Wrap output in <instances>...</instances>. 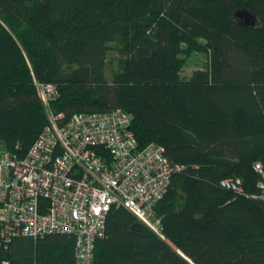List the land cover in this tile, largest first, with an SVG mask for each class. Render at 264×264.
<instances>
[{
	"label": "trees",
	"instance_id": "trees-1",
	"mask_svg": "<svg viewBox=\"0 0 264 264\" xmlns=\"http://www.w3.org/2000/svg\"><path fill=\"white\" fill-rule=\"evenodd\" d=\"M194 50L207 66L183 77ZM34 80L66 118L123 109L182 165L153 206L162 236L112 205L94 264H264V0H0V141L19 155L47 123ZM0 264H75L74 238L14 235Z\"/></svg>",
	"mask_w": 264,
	"mask_h": 264
},
{
	"label": "built area",
	"instance_id": "built-area-1",
	"mask_svg": "<svg viewBox=\"0 0 264 264\" xmlns=\"http://www.w3.org/2000/svg\"><path fill=\"white\" fill-rule=\"evenodd\" d=\"M34 84L47 123L23 155L0 141V247L18 234L65 233L74 238L75 264H94V244L112 205L126 207L162 236L153 206L182 165L154 142L140 147L123 109L66 118L51 105L56 86ZM221 185L241 189L239 179Z\"/></svg>",
	"mask_w": 264,
	"mask_h": 264
},
{
	"label": "rangeland",
	"instance_id": "rangeland-1",
	"mask_svg": "<svg viewBox=\"0 0 264 264\" xmlns=\"http://www.w3.org/2000/svg\"><path fill=\"white\" fill-rule=\"evenodd\" d=\"M110 64L116 68V55L112 52L108 55ZM208 63V52L204 51H191L184 57V63L181 70V75L187 77L193 69L206 67Z\"/></svg>",
	"mask_w": 264,
	"mask_h": 264
},
{
	"label": "water",
	"instance_id": "water-1",
	"mask_svg": "<svg viewBox=\"0 0 264 264\" xmlns=\"http://www.w3.org/2000/svg\"><path fill=\"white\" fill-rule=\"evenodd\" d=\"M238 15H244L245 16V19L248 20V19H251L252 20V24L254 23L255 21V16H252L249 12H242V11H238L237 12ZM190 263H192L185 255H183ZM193 264V263H192Z\"/></svg>",
	"mask_w": 264,
	"mask_h": 264
}]
</instances>
